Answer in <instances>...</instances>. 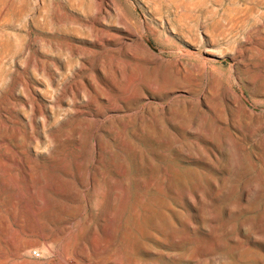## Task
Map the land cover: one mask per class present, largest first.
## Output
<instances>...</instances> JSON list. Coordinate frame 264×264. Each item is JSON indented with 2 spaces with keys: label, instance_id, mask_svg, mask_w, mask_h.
<instances>
[{
  "label": "rangeland",
  "instance_id": "rangeland-1",
  "mask_svg": "<svg viewBox=\"0 0 264 264\" xmlns=\"http://www.w3.org/2000/svg\"><path fill=\"white\" fill-rule=\"evenodd\" d=\"M8 7L23 14L0 29L2 96L31 77L59 108L54 126L34 123L41 147L20 168L0 163V264H264V204L238 190L243 169L255 184L264 164V0H0ZM69 88L92 114L83 90L120 107L96 117L98 150L87 129L77 149L54 145L83 118L60 101ZM191 187L201 200L188 201Z\"/></svg>",
  "mask_w": 264,
  "mask_h": 264
},
{
  "label": "bare ground",
  "instance_id": "bare-ground-1",
  "mask_svg": "<svg viewBox=\"0 0 264 264\" xmlns=\"http://www.w3.org/2000/svg\"><path fill=\"white\" fill-rule=\"evenodd\" d=\"M228 11L234 12L235 9L231 8L228 9ZM22 14L23 10L16 7H8L7 10H5V8L0 9V29H3L8 24V21L5 17L12 16L20 18ZM91 45L92 47L97 46L100 49H104V46L102 42L99 41V39H97L96 42H92ZM5 58H7L6 55L0 57V67ZM27 78L28 80L21 79L20 81L12 83L9 91H7V89H3V96L0 87V149L13 151L16 153L15 158L5 155L3 157V161L0 160V163L3 162L4 165L9 166L10 168H20V166L24 164V158L30 156V153L32 151L35 152L36 149L41 147V143L34 133V123L39 122V124H41V127H52L58 122L57 109L59 108V99L54 100V104L52 105H45L44 103H42V101H44V98L47 97L46 92L48 91H42L34 85L32 80H30L31 77ZM0 81H4V78H1V72ZM56 88L57 87L55 86V88L51 89L49 93H56ZM6 91L8 93L7 97L4 96V93ZM63 92L64 96L60 101H65L66 104L69 105L70 108L67 111L71 114L81 115L83 116V118H80L79 120L72 119L71 125L67 127L68 129H66L65 133L62 135V141L59 139L60 136L55 137V139L53 140L54 145H56L57 147L77 149L79 148L81 143H83L82 133L85 129H87V140L90 142V147L93 151L98 150L102 147V144L100 142V137L102 135H98L97 133L98 128L101 127L100 125L98 126L99 121L96 120V117L104 116L105 111L116 110L120 107L108 106V100L102 93L96 94V96H94V98L96 99L92 101L91 93L88 90H83V92L80 93L81 99L86 101L89 105H91V107L101 108V112L96 111L94 114H92L85 110L86 107L78 105V96L71 90V88L65 89ZM97 99L104 100V102L107 104L97 103ZM46 112L49 113V117L45 115ZM88 118L92 120H88ZM48 119L51 120V123L48 122ZM85 143H87V141H85ZM208 145L209 149H217L216 146H213L211 141H208ZM216 153L217 152H212V155L208 156L207 158H205V156L203 155L199 156L200 163L198 164H205L206 160L210 161L211 163L216 162ZM94 161V155H90L86 160L87 164L89 165H92ZM260 170L262 174L258 178L259 180L255 182V184L250 183L251 179L249 169H243V171L241 172V179L238 184V190L239 196L244 202L248 201L250 196H254L259 203L264 204V164L261 166ZM85 174V176H87L88 178L89 176H91L88 170H85ZM121 177L122 174L118 173V178L121 179ZM209 187L212 192H216V186L214 184H209ZM186 193L188 201L201 200L203 194L201 191H197L194 187L188 189ZM209 195L212 196L211 193H209ZM229 205L231 204H228V206L226 207V215L228 217L235 212V208L233 207L234 205ZM237 207L239 206H236V208ZM242 207L245 210H248V208L252 210L251 207L246 208L247 206L245 205H243ZM6 221V218L0 217V235L2 237L8 229V224ZM249 239L255 240L252 237H250ZM50 241L56 242V239L52 238ZM31 244L32 243H23L19 246V248L17 247L19 249L18 251L22 252L26 249H29Z\"/></svg>",
  "mask_w": 264,
  "mask_h": 264
},
{
  "label": "built area",
  "instance_id": "built-area-1",
  "mask_svg": "<svg viewBox=\"0 0 264 264\" xmlns=\"http://www.w3.org/2000/svg\"><path fill=\"white\" fill-rule=\"evenodd\" d=\"M31 255H32L33 257H38V256H39L38 253H37L36 251H32V252H31Z\"/></svg>",
  "mask_w": 264,
  "mask_h": 264
}]
</instances>
